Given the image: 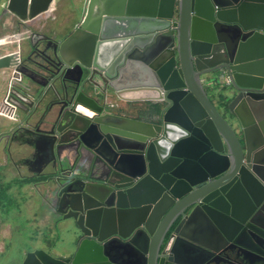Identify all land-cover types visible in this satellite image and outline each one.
<instances>
[{
  "label": "water",
  "instance_id": "obj_1",
  "mask_svg": "<svg viewBox=\"0 0 264 264\" xmlns=\"http://www.w3.org/2000/svg\"><path fill=\"white\" fill-rule=\"evenodd\" d=\"M3 21L26 37L0 46V172L26 136L68 238L21 264H264V0H0Z\"/></svg>",
  "mask_w": 264,
  "mask_h": 264
},
{
  "label": "crops",
  "instance_id": "obj_2",
  "mask_svg": "<svg viewBox=\"0 0 264 264\" xmlns=\"http://www.w3.org/2000/svg\"><path fill=\"white\" fill-rule=\"evenodd\" d=\"M66 14L63 7L54 12L56 20ZM13 32L15 29L9 22H0V46L15 49L20 38L26 37V34L11 35ZM26 139L24 136L10 148L12 163L7 159V173L0 172V264H21L24 255L35 249L52 248L58 253L56 250L67 242L66 239L59 246L52 245L54 226L32 188L39 169L37 151L25 143Z\"/></svg>",
  "mask_w": 264,
  "mask_h": 264
},
{
  "label": "rangeland",
  "instance_id": "obj_3",
  "mask_svg": "<svg viewBox=\"0 0 264 264\" xmlns=\"http://www.w3.org/2000/svg\"><path fill=\"white\" fill-rule=\"evenodd\" d=\"M28 230L31 231V229H28ZM54 232H55V234H54V240H53L52 245L53 244L54 245L57 244V246H59L60 244H62L63 241H65L66 239H68L67 236H66V234H64L62 231H59V230L55 229ZM46 250L47 251H51L52 248L46 249Z\"/></svg>",
  "mask_w": 264,
  "mask_h": 264
}]
</instances>
